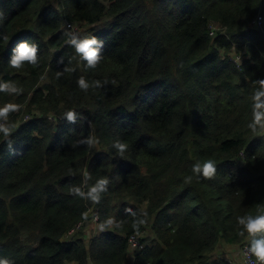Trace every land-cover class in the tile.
Wrapping results in <instances>:
<instances>
[{"label": "trees", "instance_id": "1", "mask_svg": "<svg viewBox=\"0 0 264 264\" xmlns=\"http://www.w3.org/2000/svg\"><path fill=\"white\" fill-rule=\"evenodd\" d=\"M263 4L0 0V260L227 264L220 245L264 240L240 222L264 214ZM67 22L93 27L95 66ZM21 43L36 60L13 67Z\"/></svg>", "mask_w": 264, "mask_h": 264}, {"label": "clouds", "instance_id": "2", "mask_svg": "<svg viewBox=\"0 0 264 264\" xmlns=\"http://www.w3.org/2000/svg\"><path fill=\"white\" fill-rule=\"evenodd\" d=\"M77 50V52L81 53L84 59H87L90 66H95L97 61L100 59L99 49L95 47L98 44V40L96 38L78 40L73 39L71 41ZM36 60V48L30 47L27 43H21L11 60V65L13 67H19L22 65L24 61L35 62ZM79 84L82 88H87V84L80 80ZM12 91H16L15 88ZM261 97H264V88L256 93L255 99L257 101L260 100ZM256 109L264 108V104L257 103L255 105ZM3 112H7L8 108L2 110ZM254 117L257 122H261V118L264 117V111H255ZM68 118L70 120L74 119L73 114L68 113ZM250 127H254L253 125H249ZM0 131L8 132L7 128H0ZM116 147L120 150H124V145L118 144ZM194 172H203L205 176H211L215 172V164L212 160H207L203 165L197 163L193 166ZM241 223L245 224L247 231L249 233H257L264 231V214L259 215H250L247 218H241ZM252 252L255 254L257 260L260 264H264V240H256L252 246ZM0 264H9L7 260H0Z\"/></svg>", "mask_w": 264, "mask_h": 264}, {"label": "built area", "instance_id": "3", "mask_svg": "<svg viewBox=\"0 0 264 264\" xmlns=\"http://www.w3.org/2000/svg\"><path fill=\"white\" fill-rule=\"evenodd\" d=\"M264 23V20L261 18V17H256L252 23H251V27H259L261 26L262 24ZM66 29L67 31L71 34L72 36V39H78V40H83V30L80 26H77V25H74L72 23H69L67 22L66 24ZM218 26H213L212 30V35H214L213 33H215V31H218ZM238 59L235 60V62H240L241 61V57L239 56H236ZM97 221V218L95 219V222ZM81 229V225H78L76 227L75 230L71 231L68 235L67 238H70L75 232L79 231ZM139 246V238L138 237H131L129 239V247H130V250L132 251V253H134L137 249V247ZM224 261L227 263V264H260L259 261H257L256 259L253 258V255H252V250H251V247H250V243L247 242L244 244V246L242 247L241 251H240V262L239 263H235L231 260H228V259H224Z\"/></svg>", "mask_w": 264, "mask_h": 264}, {"label": "rangeland", "instance_id": "4", "mask_svg": "<svg viewBox=\"0 0 264 264\" xmlns=\"http://www.w3.org/2000/svg\"><path fill=\"white\" fill-rule=\"evenodd\" d=\"M262 9L264 10V4L262 6ZM262 19L264 20V16ZM80 27H82L83 32L90 31V29L93 28V27H85L84 25H81ZM234 58L237 61L239 59L236 56H234ZM98 230H99L98 224H96V223L93 224L91 222V219H89L85 225V231H86V234L88 235V237L86 238V241L88 239H90L89 237L91 235L95 234V232H97V233L100 232ZM150 230H151L150 228H147V231L145 232V234L142 236L141 239H145V238H153L154 239V234ZM241 249H242L241 246H232V245L230 246L227 244H223V245L219 246L216 254H218L222 259H228V260H231L235 263H239L240 262V251H241Z\"/></svg>", "mask_w": 264, "mask_h": 264}, {"label": "bare ground", "instance_id": "5", "mask_svg": "<svg viewBox=\"0 0 264 264\" xmlns=\"http://www.w3.org/2000/svg\"><path fill=\"white\" fill-rule=\"evenodd\" d=\"M260 17V16H259ZM263 138H264V134H263ZM96 219V218H95ZM97 220H98V218H97ZM81 225V224H80ZM133 237H137V236H133ZM140 241V240H139ZM250 243V242H249ZM140 248V243H139V246L137 247V249H139ZM136 249V250H137ZM132 252V251H131Z\"/></svg>", "mask_w": 264, "mask_h": 264}, {"label": "crops", "instance_id": "6", "mask_svg": "<svg viewBox=\"0 0 264 264\" xmlns=\"http://www.w3.org/2000/svg\"><path fill=\"white\" fill-rule=\"evenodd\" d=\"M72 264H74V263H72Z\"/></svg>", "mask_w": 264, "mask_h": 264}]
</instances>
